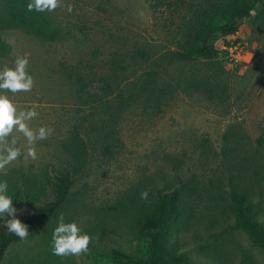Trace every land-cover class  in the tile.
<instances>
[{
    "label": "rangeland",
    "instance_id": "rangeland-1",
    "mask_svg": "<svg viewBox=\"0 0 264 264\" xmlns=\"http://www.w3.org/2000/svg\"><path fill=\"white\" fill-rule=\"evenodd\" d=\"M156 1L59 0L57 8L44 11L61 31L55 43L0 31L11 47L0 55V69L14 67L17 55L26 57L34 81L28 92H0L18 110L36 109L30 128L53 129L34 144L36 159L15 129L0 141V150L12 137L22 148L0 168L16 216L21 220L51 199L47 182L54 174L84 164L49 226L12 245L2 264H121L108 257L112 249L144 257L148 244L137 236L139 222L171 189L180 191L186 215L170 242L189 264H264V251L232 229L230 209L232 195L245 192L264 225V143H258L264 136V7L257 5L249 17L237 6L226 11L240 23L226 39L252 54L249 64H227L222 40L213 58L186 63L174 53L190 50L189 24L211 0H160V7ZM137 49H145L148 59L134 57ZM70 72L111 79L115 90L101 103L84 104L87 94L83 90L81 97ZM149 74L160 88L158 109L147 103L120 111L119 95L128 88L146 90ZM74 132L83 138L88 133L90 142L72 143ZM101 144L113 153L104 155ZM41 189L48 195L32 201ZM61 213L89 235L86 252L53 254L52 231Z\"/></svg>",
    "mask_w": 264,
    "mask_h": 264
},
{
    "label": "trees",
    "instance_id": "trees-1",
    "mask_svg": "<svg viewBox=\"0 0 264 264\" xmlns=\"http://www.w3.org/2000/svg\"><path fill=\"white\" fill-rule=\"evenodd\" d=\"M1 2L4 15L0 17V31H22L45 43H55L61 39V31L55 27L47 13L27 9L28 0H1ZM156 5L160 7L162 2L158 0ZM257 5L264 7V0H211L207 6L196 11V15L189 24L188 39L192 42L190 50L175 52L174 55L186 63L196 62L199 58H213L216 52L215 44L222 40L224 46H229L230 42L226 38L235 35L240 27L239 20L226 11L237 6L245 16L249 17ZM10 51V45L0 37V55H6ZM134 57L146 60L149 55L145 49H137ZM68 75L81 97H83V90L87 94L86 99L82 100L84 104L101 103L103 96H109L115 90L114 81L111 79L86 78L76 72H70ZM149 80L146 90L144 88L142 91L135 92L128 88L126 92L119 95L120 111H125L127 105L147 103H152L158 109L160 88L154 85L153 74H149ZM72 136V143L81 139V144H87L91 140L88 133H84V138L77 132H74ZM258 143H264V136L258 138ZM100 149L104 155L113 153L112 148L107 144H101ZM81 157L83 159V156ZM83 165L74 166L72 171L65 170L63 173L54 174L48 180L51 199L33 208L30 213L21 216V222L27 224L29 231L25 238L21 239L7 232L3 227V219H0V264L3 263L12 245L40 234L49 226L68 201L72 187L82 174ZM42 195H48V189L39 190L31 200L39 201ZM230 209L234 215L232 229L244 232L254 246L264 251V225L259 221L255 204L249 195L245 192L234 193ZM185 215L186 210L182 205V196L178 189L159 194L150 211L139 222L137 229L138 238L148 244L146 256L138 257L112 249L108 257L121 264H189V259L180 254L175 245L170 242L173 234L179 230Z\"/></svg>",
    "mask_w": 264,
    "mask_h": 264
},
{
    "label": "clouds",
    "instance_id": "clouds-1",
    "mask_svg": "<svg viewBox=\"0 0 264 264\" xmlns=\"http://www.w3.org/2000/svg\"><path fill=\"white\" fill-rule=\"evenodd\" d=\"M59 0H29L27 9L37 12L52 11L58 7ZM72 11V6H68ZM28 60L17 55L14 67L0 69V89H6L11 93L28 92L33 87V77L27 71ZM38 115L35 108L18 110L8 95L0 92V141L10 137L13 130L23 134L27 141V155L36 159L34 144L44 140L53 132L51 127L41 126L33 130L28 126V121ZM22 154V148L17 145V140L12 137L10 143L0 150V168L14 161ZM8 184L0 180V219H3V227L21 239L28 235L27 224L21 222L16 216L17 209L13 206V199L6 195ZM146 199L147 192L141 194ZM7 214L6 219H4ZM90 237L83 233L74 222H65L61 213L57 218V226L52 231V252L54 255H79L88 250Z\"/></svg>",
    "mask_w": 264,
    "mask_h": 264
},
{
    "label": "built area",
    "instance_id": "built-area-1",
    "mask_svg": "<svg viewBox=\"0 0 264 264\" xmlns=\"http://www.w3.org/2000/svg\"><path fill=\"white\" fill-rule=\"evenodd\" d=\"M223 53H225V57L223 60L231 65L234 62H241L244 63L245 65L249 64L252 60V54L245 51L243 46L234 45L230 43L229 46H223Z\"/></svg>",
    "mask_w": 264,
    "mask_h": 264
}]
</instances>
